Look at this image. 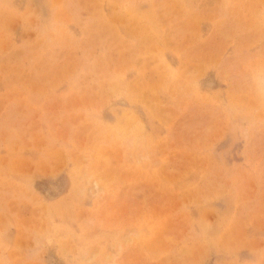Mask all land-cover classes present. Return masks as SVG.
Here are the masks:
<instances>
[{"label": "rangeland", "instance_id": "obj_1", "mask_svg": "<svg viewBox=\"0 0 264 264\" xmlns=\"http://www.w3.org/2000/svg\"><path fill=\"white\" fill-rule=\"evenodd\" d=\"M0 264H264V0H0Z\"/></svg>", "mask_w": 264, "mask_h": 264}, {"label": "bare ground", "instance_id": "obj_2", "mask_svg": "<svg viewBox=\"0 0 264 264\" xmlns=\"http://www.w3.org/2000/svg\"><path fill=\"white\" fill-rule=\"evenodd\" d=\"M50 259V258H49ZM50 262H52V259H50Z\"/></svg>", "mask_w": 264, "mask_h": 264}]
</instances>
